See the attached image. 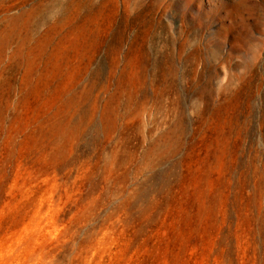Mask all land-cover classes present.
<instances>
[{
	"label": "rangeland",
	"instance_id": "obj_1",
	"mask_svg": "<svg viewBox=\"0 0 264 264\" xmlns=\"http://www.w3.org/2000/svg\"><path fill=\"white\" fill-rule=\"evenodd\" d=\"M0 264H264V0H0Z\"/></svg>",
	"mask_w": 264,
	"mask_h": 264
}]
</instances>
